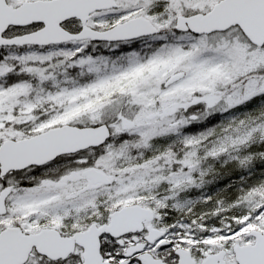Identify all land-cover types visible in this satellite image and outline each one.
I'll return each mask as SVG.
<instances>
[{
    "label": "snow or ice",
    "instance_id": "1",
    "mask_svg": "<svg viewBox=\"0 0 264 264\" xmlns=\"http://www.w3.org/2000/svg\"><path fill=\"white\" fill-rule=\"evenodd\" d=\"M0 264H264V0H0Z\"/></svg>",
    "mask_w": 264,
    "mask_h": 264
},
{
    "label": "rangeland",
    "instance_id": "2",
    "mask_svg": "<svg viewBox=\"0 0 264 264\" xmlns=\"http://www.w3.org/2000/svg\"><path fill=\"white\" fill-rule=\"evenodd\" d=\"M174 63L173 61L166 60V61H155L147 65H142L141 67L137 68L134 73H130L125 79H132L134 80L137 75H140L144 73L145 71L151 73L160 70L165 65H171ZM218 71V68L213 66L211 68H208L206 70H203L201 73H199V79H207L212 73ZM112 83H118V82H110L108 86H111Z\"/></svg>",
    "mask_w": 264,
    "mask_h": 264
}]
</instances>
